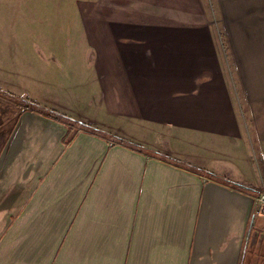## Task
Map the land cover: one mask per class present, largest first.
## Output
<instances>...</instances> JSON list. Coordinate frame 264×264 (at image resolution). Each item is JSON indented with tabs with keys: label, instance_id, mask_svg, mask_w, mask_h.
Listing matches in <instances>:
<instances>
[{
	"label": "crops",
	"instance_id": "0c3cea01",
	"mask_svg": "<svg viewBox=\"0 0 264 264\" xmlns=\"http://www.w3.org/2000/svg\"><path fill=\"white\" fill-rule=\"evenodd\" d=\"M89 5L76 12L100 77L113 78L111 104L132 109L136 122L129 114L126 126L141 119L154 140L171 129L169 149L118 138L179 164L85 130L66 143L67 125L0 98V264H264V218L255 214L264 178L242 139L209 25L171 17L173 7L194 16L186 1ZM192 58L198 69L187 74ZM157 64H174L182 84L155 83Z\"/></svg>",
	"mask_w": 264,
	"mask_h": 264
},
{
	"label": "rangeland",
	"instance_id": "374dc122",
	"mask_svg": "<svg viewBox=\"0 0 264 264\" xmlns=\"http://www.w3.org/2000/svg\"><path fill=\"white\" fill-rule=\"evenodd\" d=\"M185 1L193 5L189 7L195 10L194 16L186 17L188 9L183 11L182 8L173 7L171 17L179 18L177 21L187 25H209L211 35L216 40L221 71L239 120L242 139L247 142L253 166L258 179L262 181L264 0H177ZM79 2L86 9L90 7L91 0H0L1 101L11 102L14 107L17 105L20 114L25 112L22 110H26L28 104H35L42 108L46 105L59 109L56 113L68 118L65 113L75 118L91 117L93 120L89 121L90 124L81 123L105 134L125 136L133 142L142 139L146 145L169 149L170 128L164 127L155 133L160 137L154 140L149 136L150 128L140 126L143 122L141 119L136 127L126 126L125 120L129 114V122H136L132 118V109L123 111L122 104L117 101L111 104V89L106 80L110 83L113 78L107 77L105 80V75L100 77L97 71V59L94 61L93 57H98V50L89 45L88 32L77 15ZM200 8L204 9V15L198 14ZM194 61L195 58H192V63L188 64L190 68L187 74L198 69ZM176 70L174 64H166L162 68L157 64L154 70L152 65L150 68L151 72L160 74H156L153 81L164 88L169 86L164 83H170V79L174 83L178 81L179 86L182 84L181 79L171 76ZM133 81L138 83L137 79L130 78L131 87ZM121 86L119 82L120 90ZM108 111L113 120L106 118ZM224 166L227 173H234L232 165L227 163Z\"/></svg>",
	"mask_w": 264,
	"mask_h": 264
},
{
	"label": "trees",
	"instance_id": "16d2710c",
	"mask_svg": "<svg viewBox=\"0 0 264 264\" xmlns=\"http://www.w3.org/2000/svg\"><path fill=\"white\" fill-rule=\"evenodd\" d=\"M8 100H10V99H8ZM31 106H32V109L34 111L40 112V113L46 115L47 117H51L54 120L60 121V122L64 123L65 125H67L69 132H68L67 137L65 139L66 143H70L73 140V137L76 135L77 131L85 130V131L91 133L92 135L101 137L107 141H111L114 144L117 143L118 145H121L123 147H128V148L132 149L133 151L142 152L144 154H149V155L151 154L153 157L157 156L159 159H161L164 162H167L169 164H173V165L179 164L177 161L173 160L169 156H165V155H162L160 153H154V152L149 151L145 148H142L141 146L136 145L132 142H128L124 139L118 138V137L110 135V134H105V133L97 130L96 128L92 127L91 125H85V124L79 123V122H77L71 118L66 117L65 115H60L54 111L46 110V109L39 107L35 104L31 105ZM191 169H194V168H191Z\"/></svg>",
	"mask_w": 264,
	"mask_h": 264
},
{
	"label": "built area",
	"instance_id": "2783aa9c",
	"mask_svg": "<svg viewBox=\"0 0 264 264\" xmlns=\"http://www.w3.org/2000/svg\"><path fill=\"white\" fill-rule=\"evenodd\" d=\"M257 209H256V215L258 217L264 218V192L261 193L257 198Z\"/></svg>",
	"mask_w": 264,
	"mask_h": 264
}]
</instances>
